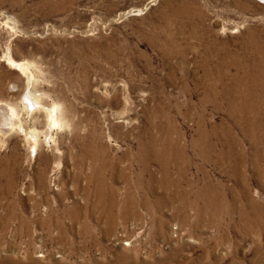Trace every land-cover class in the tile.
<instances>
[{
    "label": "rangeland",
    "instance_id": "374dc122",
    "mask_svg": "<svg viewBox=\"0 0 264 264\" xmlns=\"http://www.w3.org/2000/svg\"><path fill=\"white\" fill-rule=\"evenodd\" d=\"M46 2L0 0V106L17 104L21 124L0 131V264H264V87L256 89L260 112L247 104L239 117L237 107L210 93L223 87L206 77L216 50L248 49L254 37L264 53V0H73L63 8ZM179 4L189 19L173 24L175 39L157 38L156 24ZM22 63L40 96L28 110ZM53 101L62 125L49 130ZM159 107L161 115L154 112ZM245 120H253L256 134H248ZM156 123L168 124L191 161L173 177L180 186L158 185L162 205L139 206V219L118 216L112 223L87 212L65 217L68 206L84 204L81 188L92 162L134 163L142 139L159 134ZM201 124L217 149L226 136L236 139L235 159H201L193 150ZM82 143L95 150L82 155ZM98 152L100 158L93 156ZM138 169L136 162L131 170ZM134 174L114 185L123 193L129 182L140 197ZM208 183L218 197L201 219L194 197ZM180 187L189 194L185 212L172 192ZM203 196L206 207L210 197ZM43 217L63 225L48 230L38 222ZM21 218L32 219L28 232L17 231Z\"/></svg>",
    "mask_w": 264,
    "mask_h": 264
},
{
    "label": "bare ground",
    "instance_id": "6f19581e",
    "mask_svg": "<svg viewBox=\"0 0 264 264\" xmlns=\"http://www.w3.org/2000/svg\"><path fill=\"white\" fill-rule=\"evenodd\" d=\"M46 1H50V3L53 4V7L58 8L69 6L73 2V0H44L45 3H47ZM186 12L187 7L184 4H179L177 7H173L170 15L164 20V23L162 25L156 24V28H154L155 36L159 38L161 35H163L166 37V39H175L174 36L176 31L173 24L176 23L178 25V22L180 20L189 19V17L185 15ZM247 44L250 47L248 49L230 51L231 49L224 47V49L216 50V54L218 57L215 59L214 66H212V69L206 68L207 79H212L210 82L211 86H220L221 88L223 87V89H219L217 92L211 90L210 93H212L213 96H222L220 98L221 101L230 103V105L233 107H237L234 110H237L239 112L236 113L239 117H242V113L248 112L249 108L246 107L247 104H251V110L255 113L256 111L258 113L260 112L261 108H257V106H261V103L260 100L257 99L256 89L261 86L264 87V53L262 52V47L254 37H250V41ZM206 53V58H204V60L201 62V65L205 67L208 66L207 57L211 54L209 47ZM18 65L23 73L27 75L29 86L23 95L22 106H24V108H26L27 110L32 109L39 105L40 96L35 94L34 91L30 88V77L33 75L32 72L29 71L28 64L22 63ZM211 73L215 74L214 79ZM216 93L220 94L217 95ZM253 105H255V107H253ZM58 108V103H56L55 101H53L52 105L47 108L49 130L55 126L58 127L59 125H62V118L60 115L61 113L58 112L60 111L58 110ZM154 109L150 110L153 111ZM154 112L157 115H161L164 112V109L159 107L156 108ZM240 112L242 113L240 114ZM18 113L19 112L17 104L12 105L7 102L5 105H1L0 131L7 133V131L9 130H13L15 126L19 124H17L16 122ZM236 119L239 121L238 118ZM242 119L243 118H241V120ZM253 120H245L244 123V128L246 129V131L249 132L248 134L252 135L256 134V132L254 131L257 130L254 126ZM239 123L243 124L242 121H239ZM226 126L227 125H225V127ZM156 128L158 131H160L159 134H149V141L143 140L141 138L142 141L140 142V146L137 148L134 163L129 162L124 168L119 167L115 160H112L110 158L101 159L99 157V152L94 153L93 156H98L101 161H93L89 173L84 177L86 179V184L81 188L85 193L84 204L74 202L73 205L68 206L69 208L64 210V216L69 217L71 220H77V217L81 212H87L95 218L97 217L101 218L102 220H108L110 221L109 223H112L118 216L122 219H128L132 217L139 219L141 214L136 210L139 206H145L148 210L156 211L154 209L159 208L162 205L164 199V197L160 196L157 192L158 185L164 188H170L172 186L177 188V185H181L180 179L174 180L173 177L181 174L180 168L188 167L191 164V161L187 159V149L185 145L175 144L177 142L176 136L172 134L168 124L156 123ZM214 130L215 129L210 130L212 134L216 133ZM30 133L31 137H33L35 140L34 143L36 147L39 142L38 135L34 131H31ZM227 133L229 134V128ZM209 135V130L204 128L203 124H201L200 135L196 139V143L194 144V147L196 148L193 149L198 153V155L201 156V159H203L204 161H210L212 160L214 154L220 156V159L223 162H225L227 158L235 159L234 148L236 147L234 145L237 143V141L234 137L233 139L230 135L228 137L225 135V146L217 149L214 142L209 141L210 138H207V136ZM98 143V140L91 141L92 146ZM199 143H203V145H200ZM81 149L82 155H85L86 152L90 150H95L93 148H90L86 143L81 144ZM136 162L139 165V169L131 170ZM152 163H155L156 166L153 167ZM199 170L204 172L203 166H199ZM129 172L135 173V180L138 183L139 189L143 192L140 197L134 193L129 182H126L125 190L123 193H120L117 185H114V181L116 182V180H126L128 178ZM78 178L80 179V175L78 176ZM209 183L204 190L195 192L194 206L196 208V212L198 213V217L201 219L204 218V215L207 212L206 210H208L209 207L213 206L211 201L218 197L217 191H210V188H212L213 186ZM172 192L173 196H179L183 199V203L179 207V210L185 212L186 207H188L189 205V200L186 201V198L189 197L187 190L180 187L179 189H172ZM119 193L122 195H120ZM149 193L152 194L153 197H151ZM204 194H208L210 197V199L207 198L208 204H203L207 208L203 207L199 201L200 196H203ZM148 198H151L153 201L151 206L149 204ZM190 204L192 206V199L190 200ZM51 213L52 212H50L49 215ZM181 216L183 220L188 219L186 213H182ZM20 220V225L17 231L28 232L32 219L21 218ZM38 220V222L43 224V227L48 230H51L52 228L60 229V227H62L63 225L62 222L50 221L49 219H47V217L39 218ZM61 234V236L58 234L59 239H63L65 237L63 233ZM10 264L13 263L11 262Z\"/></svg>",
    "mask_w": 264,
    "mask_h": 264
}]
</instances>
